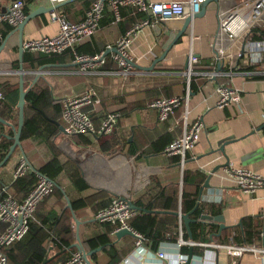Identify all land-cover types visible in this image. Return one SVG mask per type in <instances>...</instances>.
<instances>
[{"label":"crops","instance_id":"crops-1","mask_svg":"<svg viewBox=\"0 0 264 264\" xmlns=\"http://www.w3.org/2000/svg\"><path fill=\"white\" fill-rule=\"evenodd\" d=\"M9 1L0 0V11L6 8ZM74 1L62 4L65 5V17L70 22L80 21L85 15V8L81 2L72 4ZM243 1L217 0L212 6L208 4L204 15L192 20L186 33L168 50L163 60L154 64L151 70H141L137 66L149 67L153 60L163 53L183 20L159 23L162 34L158 36L152 30L153 25L142 26L137 31L128 47L131 62L134 65L131 64V73L127 77L117 73L119 68L113 61H108L106 66L91 73H79L78 65L73 62L72 54L70 56L61 54L55 57L52 62L42 65L43 68L38 72L35 82L41 87L47 86L54 100L60 101L65 96H79L89 89L95 90L99 101L89 110L88 107L85 110L91 114L96 128L99 127L103 116L108 112L118 114L111 133L116 139V144L108 151L99 149L96 142L97 137L89 135L93 138L92 143L85 145L78 143L74 137V141L71 142L73 138L68 140L64 133L58 130L57 135L52 138L53 145L61 153L63 152L64 156H68L77 164L91 189L78 193L65 176L66 183L61 184L58 181L61 185L59 188L63 193V199H57L54 195L47 196L49 198L46 209L54 208L59 212L62 207L59 201H64L66 207V198L70 201L78 196L87 195L93 190L101 189L106 191L109 197L107 204L98 210L106 207L112 196L131 195L132 204L139 207L138 203L141 200L153 195L160 187L173 185L180 192L182 172L186 169L204 176L199 184L198 192L205 179L208 178V185L202 188L199 198L197 193L196 205L202 202L220 205L222 209L220 215L223 216L226 227L241 229L244 218L257 216L263 225L264 188L258 189L253 194L240 192L227 176L225 167H219L212 172L214 167L225 163L223 155L220 152L209 154L210 150L226 143L224 154L227 156L229 165L241 166L264 176V128L251 133L264 123V74H249L255 68L245 65V58L242 54L245 40L240 38L230 45L231 42L227 34L219 29V20L228 10L241 5ZM26 6L27 12H31L39 6L49 7V2L47 0H30ZM188 10L187 6L186 11ZM126 20L124 18V23L120 24L118 19H115L110 24L98 27L92 37L91 46L103 48L107 45H114L118 38L131 27L130 25L126 26L128 24ZM14 28L12 27V30L7 34L4 48L0 51L1 90L6 84L12 87L16 86L18 89L19 68L13 66L14 62H18V35L13 32ZM57 28V23L50 20L48 12H46L29 20L24 25L22 38L25 41L42 36H52L56 34ZM190 49L197 57V62L193 66V71L196 74L191 75L187 85L183 73L188 68V51ZM222 69L230 75L216 78H209L205 75ZM258 69L264 71V61L258 66ZM36 74L29 71L24 75H28L33 84ZM191 80L199 82L195 92L190 91ZM221 83L239 90L241 96L239 105L230 104L224 107L216 105L218 99L216 88ZM186 94H188L186 121L189 124L199 119L203 127L199 139L186 154L185 163L181 166L177 157L165 155L163 149L170 141L182 134L185 127L182 117L184 109L180 107L172 116L164 121H159L157 111L150 108L148 104L157 98L185 96ZM27 112L31 113L32 110L28 108ZM3 114L5 117H0L8 121L11 126L0 124V134L13 136L17 127V108L16 111H5ZM162 136H166L169 141L160 152H152V144ZM2 138L5 137L1 136L0 139ZM20 142L21 149H15L8 161L0 168V197L2 189H5L18 202L22 201L26 195L13 193L11 184L16 179L13 172L20 159L24 158L31 168L24 175L33 171L37 178L38 173L34 170H37L51 157V152L42 137L36 136ZM136 168L138 169L137 174H135ZM143 189L146 190L145 194L142 193L139 196L138 192ZM187 189L193 190V187L188 186ZM95 212L93 207L89 206L74 212L79 224L76 226L72 219V243L79 241L83 244L86 238L103 232V223L94 219ZM1 224L3 229L0 233L5 228V225ZM182 225V219L178 216V228L180 227L181 231ZM178 228L176 241L164 242L167 244V247L164 248L166 253L164 264L175 262L177 250L174 245L179 240ZM112 235L114 245L118 250L124 251L117 264H161L156 257V252L151 251L145 243L142 247H135L133 236L124 235L117 238L115 234ZM260 236L262 237V227ZM180 238L182 239V234ZM183 241L188 246L192 244V247L197 245L198 248H201L199 254L192 253L191 264H264V254L260 250L261 239L259 242L253 241L252 244H248L256 247L260 252L246 250L233 263L226 250L227 246L237 244L231 237L224 243H219L214 236L209 243H189L188 239ZM58 253L50 252L48 255L56 261L61 259L62 254ZM106 261V255L101 251L97 252V264H105Z\"/></svg>","mask_w":264,"mask_h":264},{"label":"built area","instance_id":"built-area-1","mask_svg":"<svg viewBox=\"0 0 264 264\" xmlns=\"http://www.w3.org/2000/svg\"><path fill=\"white\" fill-rule=\"evenodd\" d=\"M52 10L48 12L49 18L58 25L56 34L52 36H42L35 39H28L22 42V48L26 52L39 53L45 55H57L66 50L72 54L73 62L78 65L79 73H91L96 69L106 65L105 54L109 53L111 60L117 65V71L123 77L131 73V58L128 52L132 37L137 31L146 25L159 24L166 21H182L187 15H192L200 9L201 4L206 0H93L89 8L85 11L84 18L77 22H70L64 13L55 8L67 0H47ZM26 0H10L3 11H0V27L8 25L16 27L25 17L24 7ZM121 6H133L137 11L145 13L148 18L131 26L114 45H107L105 50L88 55L78 53L76 47L87 42L96 33L99 21L102 18L106 7L115 19H119V8ZM188 6L189 10L186 11ZM264 27V0H244L243 3L231 10L219 20V29L227 34L230 45L236 40L243 38V56L245 65L255 68L249 74L263 75L264 71H259L258 66L264 61V39H245L254 27ZM113 48L116 51H113ZM197 62V57L192 50L188 51V68L183 73L187 85L191 75L196 74L193 66ZM220 64V62H218ZM221 65V64H220ZM209 78L225 77L230 73L225 70L209 72L205 74ZM218 99L216 105L224 107L226 105H239L241 96L239 90L232 88L225 83H221L216 88ZM5 98V91L0 89V101ZM95 90L89 89L79 96H65L61 103V125L63 133L68 140L75 135H98L106 136L113 132L118 114L108 112L103 116L99 127H95L90 114L85 110L98 103ZM188 94L185 96H174L170 98H157L152 100L148 106L155 109L159 121H164L172 116L178 108H183L182 117L185 127L180 136L170 141L163 149L167 156H175L181 166L184 165L186 154L193 148L199 139L202 122L196 119L188 124L187 117ZM72 142V141H71ZM27 161L22 158L18 162L13 172L14 178L23 176L30 170ZM227 176L233 181L235 187L244 194H253L258 189L264 188V176L244 167L227 165L225 167ZM54 188V183L44 175L37 174V183L29 191L26 197L18 202L9 191L2 189L0 197V222L5 225L0 233V264H9L4 252L5 248L15 241L21 239L27 232L28 224L34 220L36 209L40 202L49 196ZM132 196H112L106 207L98 210L94 214V219L100 223H109L113 226L112 234L121 229L128 230L134 238V246L142 247L145 243L144 236L134 230L130 225V220L138 212L130 206ZM179 240L174 245L177 250L176 259L173 264H191L187 262L188 256L179 252V247L186 244L180 237L182 231L178 228ZM166 243L160 244L156 251V257L164 264L166 253L164 248ZM227 254L233 263L234 260L244 251L250 250L260 252L256 247L248 244H232L226 247ZM262 251V250H261ZM263 253V251H262ZM55 264H85L79 250L72 251L68 258L58 261Z\"/></svg>","mask_w":264,"mask_h":264},{"label":"trees","instance_id":"trees-1","mask_svg":"<svg viewBox=\"0 0 264 264\" xmlns=\"http://www.w3.org/2000/svg\"><path fill=\"white\" fill-rule=\"evenodd\" d=\"M29 1L30 0H26V5ZM92 1L93 0H75L72 4L81 2L86 11ZM64 7L65 5H62V7H58V10L62 11L65 15ZM24 12L25 14L28 13L27 6L24 7ZM124 18H126V21L128 22L126 26H132L147 19L148 16L145 13L137 11L133 6H121L119 8L118 22L123 24ZM114 21L115 16L105 7L102 18L99 21V27L110 24ZM11 30L12 27H9L8 25L0 27V44ZM92 37L87 42L78 45L76 51L78 53L94 55L99 53L100 50H105L106 46L103 48L99 46L94 47V45L91 46ZM246 39L263 40L264 27H254L246 36ZM88 47H90V49H87ZM61 54H67L70 56L71 52L66 50ZM61 54L45 55L24 51L22 56V67L27 71H34L42 65L52 62L55 57H58ZM105 58L106 64L108 61H112L109 53L105 54ZM13 66L18 68V62H14ZM23 79L24 89L27 91L25 94L26 108L24 109L20 141L36 136L42 137L45 140L47 147L51 152V157L44 164L39 166L37 170L55 183L53 193L50 195H54L57 199H63V193L59 188L61 185L58 182V177L62 173L65 174L72 188L76 192L82 193L86 190H90L91 188L83 178L77 164L70 158L64 156L52 143V138L57 135L58 125L61 123L60 101L53 99L51 91L47 86H38L37 82L32 84V79L28 75H24ZM197 81L198 80H196V82L195 80L190 81V91L195 92L197 90L199 85V82ZM3 90L5 91V98L3 101H0V116L5 117L3 114L5 111H16L18 89L16 86L12 87L9 86V84H6ZM28 108L32 110L31 113L27 112ZM90 108L91 107H88V110ZM93 137H97L96 142L101 151H108L116 144V139L113 137V134L106 136H98L94 134ZM74 138L78 143L85 145L91 144L93 139L89 135L82 134L75 135ZM168 141L169 139L166 136L158 138L152 144V152H160ZM10 144V140L5 138L0 139V161L6 154ZM203 177L204 176L201 173L190 172L185 169L182 172V188L180 192L176 186H163L154 192L153 195L147 196L138 203L139 207L144 209V211L142 213H137L130 220V225L134 230L144 236L145 244L150 247L151 251L156 252L159 245L164 242L176 241L178 216H176L174 212L178 210L181 214L189 215L191 221L188 227L192 242L194 243H209L212 236L216 237L219 243L227 242L230 237L237 244H252L253 241H260L262 221L258 216L254 218H244L242 220L241 229L238 227H225L221 230L219 235H217L219 231L218 224L200 219L203 214L217 216L220 215L222 211L221 206L215 204L202 202L198 203L196 206L198 187L202 182ZM36 181V175L31 171L24 176L16 178L12 182V192L27 195L35 185ZM188 186H192L193 190H188ZM49 197L45 198L38 205L34 220L29 222L27 232L24 236L5 248L4 252L9 264H41L46 256L49 257L48 254L50 252H59L62 254L60 256L61 259L56 261L55 259H51L46 263L55 264L58 261L67 259L69 254L75 250V248L69 249L73 240V231L71 227L72 215L69 209L65 207V204L62 205L59 212L55 211L54 208L46 209L48 206L47 199ZM108 197V193L101 189L93 190L84 196L81 195L69 199L74 212L88 206L93 207V209L97 211L98 208L107 204ZM103 226V232L86 238L82 245L87 251L101 247L100 251L107 257L105 264H117L121 260L124 251L118 250L112 241L113 226L109 223H103ZM2 229L3 225L0 223V231ZM182 231V239L187 240L188 235L185 232L183 225ZM179 251L180 253L187 255L189 252V246L187 244L182 245ZM200 252L201 248H198L197 245L192 247L193 254H199ZM96 258L97 252L93 253L89 259L92 263L97 264Z\"/></svg>","mask_w":264,"mask_h":264},{"label":"water","instance_id":"water-1","mask_svg":"<svg viewBox=\"0 0 264 264\" xmlns=\"http://www.w3.org/2000/svg\"><path fill=\"white\" fill-rule=\"evenodd\" d=\"M71 1H74V0H67L61 4H57L55 6V8H58L59 6H61L62 4L66 3V2H71ZM217 0H206L204 1L201 6H200V9L198 10V12L192 14V15H187L183 21H182V24L180 26V28H178L176 30V34L174 35V37L168 42L166 48L163 50V53L158 57V58H155L153 60V62L151 63V65L149 67H140V66H137V68L141 69V70H151L154 66V64H156L157 62L163 60V58L165 57L166 53L168 52V50L181 38L182 35H184L186 33V30L187 28L190 26L191 22L193 19L195 18H199V17H202L204 15V12L206 10V6L208 4H210L211 2H216ZM52 10V7H45V6H39L37 7L36 9L32 10L31 12H28L27 14H25V17L24 19L13 29V32H16L17 35H18V62H19V79H18V100H17V103H16V108H17V127L14 131V134L13 136H7L3 133L0 134V137L3 136L9 140H11V144L10 146L8 147V150L6 152V154L4 155L3 159L0 161V168L8 161V159L10 158V156L12 155V153L14 152L15 149H21V142H20V135H21V131H22V127H23V119H24V108H25V94H26V89H24V80H23V75L26 73V72H29L25 69H23L22 67V56H23V53H24V50L22 48V42H23V38H22V31H23V28H24V25L31 19L43 14V13H46V12H50ZM152 30L155 32V35L158 36L160 34H162L161 32V27L156 24V25H153L152 26ZM8 35L2 40L1 44H0V51L4 48V45H5V42H6V39H7ZM113 51H116L115 48H113ZM132 65L133 62H130ZM135 66V67H136ZM43 68V66H41L38 70L36 71H30V72H35L37 73L36 76L34 77L33 79V83L36 81L37 77H38V72L41 71ZM0 124L1 125H5V126H11V124L6 121L5 119L1 118L0 117ZM264 128V123L262 125H260L258 128H256L255 130H253L251 133H254L255 131H258V130H262ZM58 130L60 131H64L63 127L61 125H58ZM224 145H226V143H223L221 144L219 147H217L216 149L214 150H210L209 154L211 153H216V152H220L223 157L225 158V163L222 164V165H219V166H216L214 167V169L212 170V172H214L216 169H218L219 167H226L228 165V160H227V156L224 154ZM36 171V173L42 175L39 171L37 170H34ZM208 185V178L205 179L202 187L199 188V192H198V198L200 197V194H201V191H202V188L204 186ZM66 207L69 209L71 215H72V219L73 221L75 222L76 226H78V221L76 220V217L74 215V211L72 209V206H71V203L70 201L68 200V198H66ZM130 206L133 210H139V211H144V209L130 203ZM197 206V205H196ZM153 212H159V211H153ZM174 214L176 216H179L181 219H182V222H183V225L185 226V229H186V233L188 235V241L189 243L192 242V239H191V235H190V231H189V223H190V218H189V215L188 214H181L179 211H176L174 212ZM201 220L203 221H207V222H210V221H214L216 222L218 225H219V232L224 229L226 226L224 224V218L222 215H218V216H210V215H206V214H203L201 215L200 217ZM124 235H130V236H133L128 230L126 229H121L119 231H117L115 233V237L117 238H120ZM76 238H77V235H76ZM70 248H75L76 250H79L82 254V257H83V260H84V263L85 264H93L91 261H90V256L93 254V253H96L98 251L101 250V247H97L95 249H92V250H85L83 245L77 241L75 243H72L70 246H69V249ZM261 250L263 251V254H264V219H263V225H262V237H261ZM191 257H192V244H190L189 246V252H188V260L187 262H190L191 260ZM52 259V257H45L43 259V261L41 262V264H46L48 261H50Z\"/></svg>","mask_w":264,"mask_h":264},{"label":"rangeland","instance_id":"rangeland-1","mask_svg":"<svg viewBox=\"0 0 264 264\" xmlns=\"http://www.w3.org/2000/svg\"><path fill=\"white\" fill-rule=\"evenodd\" d=\"M210 4H211V6H212V5H214V2H211ZM38 86H40V85L38 84ZM73 141H74V138L72 139V142H73ZM58 150H59V149H58ZM59 151H60V150H59ZM60 152H61V151H60ZM62 153H63V152H62ZM63 155H64V153H63ZM66 157H68V156H66ZM68 158H69V157H68ZM70 159H71V158H70ZM135 171H136L135 174H137L138 169L136 168ZM58 181H59L61 184H62L63 182L66 183L65 175H64V174H61L60 177L58 178ZM64 185H65V184H64ZM136 192H138V191H136ZM145 192H146V190L143 189V190H140V191L138 192V194H139V196H140L142 193L145 194ZM63 202H64V201H62V200L59 201V203H61V206L64 204Z\"/></svg>","mask_w":264,"mask_h":264}]
</instances>
